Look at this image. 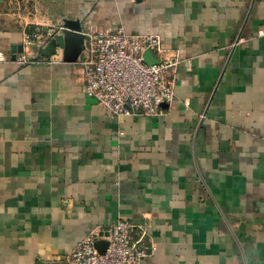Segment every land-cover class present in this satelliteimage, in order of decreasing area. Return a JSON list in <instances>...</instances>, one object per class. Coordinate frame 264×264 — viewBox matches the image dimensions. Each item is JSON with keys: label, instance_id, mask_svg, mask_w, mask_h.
I'll return each instance as SVG.
<instances>
[{"label": "crops", "instance_id": "1", "mask_svg": "<svg viewBox=\"0 0 264 264\" xmlns=\"http://www.w3.org/2000/svg\"><path fill=\"white\" fill-rule=\"evenodd\" d=\"M66 19L160 35L182 59L164 112L108 115L59 47L16 62ZM118 216L141 264H264V0H0V264H66Z\"/></svg>", "mask_w": 264, "mask_h": 264}, {"label": "built area", "instance_id": "2", "mask_svg": "<svg viewBox=\"0 0 264 264\" xmlns=\"http://www.w3.org/2000/svg\"><path fill=\"white\" fill-rule=\"evenodd\" d=\"M85 33L84 47L74 61L80 68L84 91L110 116H158L163 104L175 98V76L182 59L164 46L162 37L154 33L129 32L122 25L111 30L91 28ZM39 30L26 31L24 47L43 40ZM150 51L155 62L145 60ZM51 56L18 54L16 62H54ZM106 240L104 251L95 243ZM146 239V229H137L130 218L118 216L107 230V235L92 228L75 242L65 255L66 264H141L154 250Z\"/></svg>", "mask_w": 264, "mask_h": 264}, {"label": "water", "instance_id": "3", "mask_svg": "<svg viewBox=\"0 0 264 264\" xmlns=\"http://www.w3.org/2000/svg\"><path fill=\"white\" fill-rule=\"evenodd\" d=\"M85 33L79 22L73 20H65L59 31L55 33L41 49L42 56H51L56 53V48L62 49V58L65 61L74 62L80 55L84 47ZM145 60L155 62L150 51L144 53ZM166 104H163L165 106ZM107 235V232L105 233ZM100 252L104 251L107 245L106 240H98L95 243Z\"/></svg>", "mask_w": 264, "mask_h": 264}]
</instances>
